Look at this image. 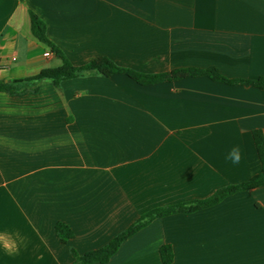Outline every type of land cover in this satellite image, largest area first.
I'll list each match as a JSON object with an SVG mask.
<instances>
[{"label":"crops","instance_id":"crops-1","mask_svg":"<svg viewBox=\"0 0 264 264\" xmlns=\"http://www.w3.org/2000/svg\"><path fill=\"white\" fill-rule=\"evenodd\" d=\"M30 13L75 66L264 77V0H0V80L62 65ZM258 129L264 89L207 76L142 86L90 73L0 93V264H73L72 250L105 246L151 210L249 181L262 170ZM58 223L74 232L67 243ZM164 246L172 264H264V186L155 219L106 264H164Z\"/></svg>","mask_w":264,"mask_h":264},{"label":"trees","instance_id":"trees-1","mask_svg":"<svg viewBox=\"0 0 264 264\" xmlns=\"http://www.w3.org/2000/svg\"><path fill=\"white\" fill-rule=\"evenodd\" d=\"M31 30L35 38L49 47L52 53L62 60V65L56 68L43 69L39 74L20 80L4 81L0 80V93L11 95L22 94L26 92H38L44 82H50L59 86L65 80L74 79L83 74L95 73L104 77H110L114 74H124L142 86H150L161 82H173L186 77L207 76L210 79L230 85L250 84L252 86L264 89V77L257 80H232L221 74L217 68L196 69L185 68L177 69L161 74H145L128 68L117 66L112 60L106 57L98 58L84 66H75L48 37L46 23L36 14L30 13ZM254 141L258 151L262 170L260 174L254 176L249 181L230 185L219 189L207 199L194 201L185 204H178L168 207L157 208L145 213L141 218L131 225L127 230L117 235L105 246L88 251L84 254L72 250L74 257L73 264H106L118 252L121 245L130 237L138 233L153 220L166 217L177 213H193L217 205L225 198L238 192L248 191L264 186V132L260 129L253 132ZM56 231L62 242L67 243L74 237V232L65 224L58 223ZM161 257L164 264H172L174 253L170 246H164L161 249Z\"/></svg>","mask_w":264,"mask_h":264},{"label":"clouds","instance_id":"clouds-1","mask_svg":"<svg viewBox=\"0 0 264 264\" xmlns=\"http://www.w3.org/2000/svg\"><path fill=\"white\" fill-rule=\"evenodd\" d=\"M234 165H238L242 159V152L241 149L236 146L231 149L227 157Z\"/></svg>","mask_w":264,"mask_h":264},{"label":"built area","instance_id":"built-area-1","mask_svg":"<svg viewBox=\"0 0 264 264\" xmlns=\"http://www.w3.org/2000/svg\"><path fill=\"white\" fill-rule=\"evenodd\" d=\"M45 55H46V56H50V53H46Z\"/></svg>","mask_w":264,"mask_h":264}]
</instances>
